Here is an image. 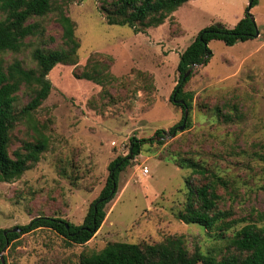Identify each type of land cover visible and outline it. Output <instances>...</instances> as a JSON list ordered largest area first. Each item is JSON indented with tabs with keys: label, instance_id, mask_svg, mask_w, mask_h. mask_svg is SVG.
<instances>
[{
	"label": "rangeland",
	"instance_id": "rangeland-1",
	"mask_svg": "<svg viewBox=\"0 0 264 264\" xmlns=\"http://www.w3.org/2000/svg\"><path fill=\"white\" fill-rule=\"evenodd\" d=\"M54 1L65 6L74 24L77 64H57L46 76L51 90L33 120L48 138L47 149L20 178L0 181V230L38 216L80 225L106 181L108 164L128 154L130 138L146 141L119 174L105 218L86 244L68 245L39 229L21 234L0 252L4 263L78 264L81 255L110 243L156 244L174 236H182L189 250L198 246L203 254L219 256L243 225L264 229V0L249 10L259 32L255 39L232 46L208 43L209 62L194 66L183 86L193 98L189 127L182 130L183 110L169 101L179 78V55L202 29L233 27L250 0H192L162 25L137 34L127 26L107 25L98 0ZM35 21L44 28L43 37L26 39L28 47L18 54H3L6 64L19 60L34 68V48L61 44L54 14ZM89 58L90 64L108 65L117 81L103 89L76 78L73 72H81ZM29 91L22 86L17 93L18 111L30 100ZM30 134L29 124L19 122L10 133V154ZM190 162L204 173L194 174ZM211 176L220 178L215 185L218 208L230 210L239 221L222 235L176 218L185 205L187 178L198 185Z\"/></svg>",
	"mask_w": 264,
	"mask_h": 264
},
{
	"label": "trees",
	"instance_id": "trees-1",
	"mask_svg": "<svg viewBox=\"0 0 264 264\" xmlns=\"http://www.w3.org/2000/svg\"><path fill=\"white\" fill-rule=\"evenodd\" d=\"M98 1V10L104 15L107 25L127 26L137 34L162 25L177 8L192 0ZM256 4L257 0H250V8L247 7L244 16L231 28L213 24L199 31L178 57L176 70L179 78L169 97L170 103L183 110L184 106L178 102L182 100L190 111L193 94L183 92V86L192 73L185 80H182V77L192 66H204L209 62L211 57L207 47L209 42L221 41L226 46H232L258 36L257 26L249 13ZM64 7L54 0H0L1 182L9 183L20 178L40 161L41 155L47 149L48 138L43 133V128H39L34 122L33 113L47 99L51 90V84L46 78L48 73L57 64H77V51L80 46L74 34V24L66 15ZM49 14H54L55 22L60 28L61 44L55 48H46L43 44L34 48L30 53L34 68H25L19 60L6 64L2 58L3 54L9 52L18 54L28 47L26 39L43 37L44 28L39 22L31 21ZM90 60L92 59L89 58L81 72H73L76 78L92 81L103 89L117 81L109 72L108 65L96 60L90 64ZM22 86L30 90L31 97L18 111L17 93ZM22 120L29 124L30 139L22 141L20 147L10 154V133ZM179 124H183V115ZM176 127L170 128L169 132H175ZM188 127L189 118L186 119L184 128ZM161 134L160 130L156 131V135ZM145 141L130 138L128 154L118 156L108 164L106 181L98 196L91 202L80 225L56 217H35L28 224L17 227L19 232L0 230V252L21 234L39 229L55 233L68 245L86 244L105 218V207L117 192L119 174L131 165ZM260 159L264 191V154ZM178 165L183 167L184 164L180 162ZM187 167L191 168L194 174L204 173L196 163L190 162ZM211 177V181L198 185H193L191 179L187 178L185 205L182 211L177 213L176 218L185 224L198 225L208 232L213 231L222 235L239 221L232 219L230 210L218 208L219 197L215 193V185L220 182V178ZM78 264H264V229L253 223L243 225L226 243L225 253L219 256L203 254L198 246L189 250L182 236H174L156 244L110 243L97 253L81 255Z\"/></svg>",
	"mask_w": 264,
	"mask_h": 264
},
{
	"label": "water",
	"instance_id": "water-1",
	"mask_svg": "<svg viewBox=\"0 0 264 264\" xmlns=\"http://www.w3.org/2000/svg\"><path fill=\"white\" fill-rule=\"evenodd\" d=\"M250 8V3L248 4V9ZM251 19L253 20V17L251 16ZM193 67L194 66H192L191 68H189L188 70H187V72L183 75V77H182V80H185V78H187L189 75H190V73H191V71H192V69H193ZM173 101H174V99H173ZM181 105H183L184 106V109H183V124L180 126V130H182L183 129V127L185 126V121H186V119H187V116H188V109L185 107V105H184V102L182 101V100H179L178 101ZM175 134V132H173L172 133V136ZM13 232H18L19 230L17 229V228H15V229H13L12 230ZM0 262H1V264H5L4 263V260H3V258L0 256Z\"/></svg>",
	"mask_w": 264,
	"mask_h": 264
},
{
	"label": "built area",
	"instance_id": "built-area-1",
	"mask_svg": "<svg viewBox=\"0 0 264 264\" xmlns=\"http://www.w3.org/2000/svg\"><path fill=\"white\" fill-rule=\"evenodd\" d=\"M142 172H143L144 174H146V173L148 172L147 168H144V170H142Z\"/></svg>",
	"mask_w": 264,
	"mask_h": 264
}]
</instances>
